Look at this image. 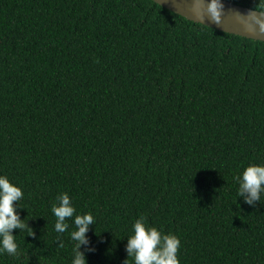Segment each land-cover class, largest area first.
<instances>
[{"label":"trees","instance_id":"16d2710c","mask_svg":"<svg viewBox=\"0 0 264 264\" xmlns=\"http://www.w3.org/2000/svg\"><path fill=\"white\" fill-rule=\"evenodd\" d=\"M264 13V0H224ZM264 42L150 0H0V176L27 227L0 264H72L67 193L91 213L87 264H134L132 225L179 241V264H264ZM15 206V205H14Z\"/></svg>","mask_w":264,"mask_h":264},{"label":"clouds","instance_id":"9594fccd","mask_svg":"<svg viewBox=\"0 0 264 264\" xmlns=\"http://www.w3.org/2000/svg\"><path fill=\"white\" fill-rule=\"evenodd\" d=\"M236 180L239 185L238 195L245 204L252 205L264 193V166L250 165ZM22 195L20 188L10 183L6 176H0V252L15 254L17 245L13 230L27 227L20 219L16 206ZM57 200L58 203L53 204L51 209L56 218L55 231L65 232L69 227L66 219L74 217L76 230L70 235L77 243L73 250L72 264H87L85 253L80 249L83 246L93 251L87 248L89 241L86 234L94 224V218L91 213L74 216L76 210L67 193L61 194ZM132 233L127 239L125 251L127 257L134 259V264H179L176 253L180 241L174 235H163L154 227H146L143 218L137 219L132 225Z\"/></svg>","mask_w":264,"mask_h":264},{"label":"water","instance_id":"95a60500","mask_svg":"<svg viewBox=\"0 0 264 264\" xmlns=\"http://www.w3.org/2000/svg\"><path fill=\"white\" fill-rule=\"evenodd\" d=\"M188 20L218 31L264 42V13L224 0H150Z\"/></svg>","mask_w":264,"mask_h":264}]
</instances>
